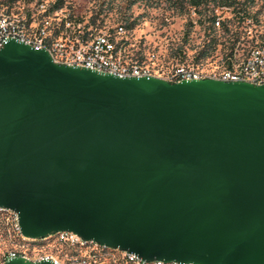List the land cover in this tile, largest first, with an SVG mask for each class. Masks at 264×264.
<instances>
[{
    "label": "water",
    "instance_id": "water-1",
    "mask_svg": "<svg viewBox=\"0 0 264 264\" xmlns=\"http://www.w3.org/2000/svg\"><path fill=\"white\" fill-rule=\"evenodd\" d=\"M3 209L28 239L70 232L146 262L264 264V85L120 78L9 41Z\"/></svg>",
    "mask_w": 264,
    "mask_h": 264
},
{
    "label": "built area",
    "instance_id": "built-area-1",
    "mask_svg": "<svg viewBox=\"0 0 264 264\" xmlns=\"http://www.w3.org/2000/svg\"><path fill=\"white\" fill-rule=\"evenodd\" d=\"M214 16V31L220 32L225 26L228 30L233 26L239 30L234 49L221 50L218 46L211 55L196 58L203 35L197 44H187L182 49L180 60L172 59L164 64L157 55L146 53L139 43H132L129 36L132 29L125 24L95 29L65 5L57 8L54 2L33 4L32 0L24 8L20 1L10 6L0 2V49L9 41H16L46 51L57 65L120 78L153 77L170 83L211 79L264 85V33L259 23L249 15L235 14L227 7H218ZM1 214L6 217L20 248L4 254L0 264L15 258L52 264H181L146 262L133 253L107 248L70 232L43 239L24 238L16 213L3 209Z\"/></svg>",
    "mask_w": 264,
    "mask_h": 264
},
{
    "label": "rangeland",
    "instance_id": "rangeland-1",
    "mask_svg": "<svg viewBox=\"0 0 264 264\" xmlns=\"http://www.w3.org/2000/svg\"><path fill=\"white\" fill-rule=\"evenodd\" d=\"M18 1L26 8L32 0ZM38 1L55 2L33 0V4ZM64 5L95 29H110L116 24L132 25L129 31L132 43H139L146 53L157 55L164 64L172 61L171 51L183 44L187 33L190 44H197L202 39L203 30L206 31L209 25L203 16H210L218 8L212 0H206L196 11L188 6L186 0H65ZM246 11L259 23L264 33V0H255ZM219 35L215 34L222 41L223 37ZM5 218L0 215V259L4 254L20 248Z\"/></svg>",
    "mask_w": 264,
    "mask_h": 264
},
{
    "label": "trees",
    "instance_id": "trees-1",
    "mask_svg": "<svg viewBox=\"0 0 264 264\" xmlns=\"http://www.w3.org/2000/svg\"><path fill=\"white\" fill-rule=\"evenodd\" d=\"M16 1L18 0H5L2 3L5 4L6 6H10ZM205 1L206 0H186L188 6L192 7L194 11H196V9L199 6L203 5ZM212 1L216 3V6L218 7L231 8L233 13L237 14L238 12H240L246 16L249 15V14H246L247 13L246 9L253 6L255 3V0H212ZM64 2L65 0H55L54 7H57V8L62 7L64 6ZM198 13L201 16L204 15V14H201V12H198ZM203 17L205 18L206 23H208L209 25L206 31L204 30V39L202 41L201 48L197 51L198 54L196 58L211 55L218 48V46L221 47V50L234 49L238 41L239 30L236 29V27L234 26L231 30H228L225 26L220 30V32H216L212 29V21L215 17L214 13L210 14V16L205 15ZM126 27L128 29H132V25H126ZM216 33L220 34L219 37H223L222 41H219L216 38L215 36ZM187 44L192 45L190 44L188 33L185 35V38L183 39V44H181L179 47L171 51L172 59L180 60L182 49Z\"/></svg>",
    "mask_w": 264,
    "mask_h": 264
}]
</instances>
